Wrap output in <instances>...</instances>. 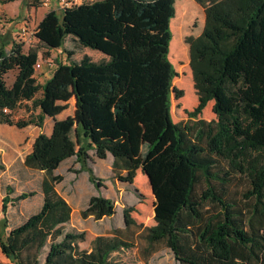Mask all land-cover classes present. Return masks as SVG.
Instances as JSON below:
<instances>
[{"label": "trees", "instance_id": "16d2710c", "mask_svg": "<svg viewBox=\"0 0 264 264\" xmlns=\"http://www.w3.org/2000/svg\"><path fill=\"white\" fill-rule=\"evenodd\" d=\"M16 1L0 0V6ZM163 1H168L169 20L175 15L176 0H104L48 14L39 25V38L31 44L12 39L5 42L0 34V125L42 128L46 117L53 118L52 134H40L24 161L15 165L21 167L18 172L23 179L25 169L27 183L36 175L38 190L19 192L15 185L0 184V249L12 264H117L114 254L133 248L136 232L150 249L165 245L176 264H264L262 121L252 111L250 101L243 98L246 74L231 69V61L244 52L250 35L262 30L264 0H193L203 8L205 23L191 43L190 66L202 78L206 96L188 112V120L179 123L174 122L171 112L176 92L173 82L178 76L169 60L171 33L167 22L155 16L157 10L166 8ZM26 6L38 9L42 2L26 0ZM102 6L110 7V16L118 23L116 31L99 29L96 23L71 27L72 15L91 18ZM192 7V2H186L182 15L189 18ZM7 22L11 30L14 19ZM162 27V35L150 33ZM85 31L118 37L126 34L130 59L106 52L86 38ZM175 46L174 39L171 60H175V49L180 55V47ZM39 63L49 67L53 76L67 66L72 83L92 86L84 94L76 88L79 106H86L93 119L92 126L77 129V152L66 122L44 108L50 92L67 96L69 83L58 88L41 84L36 69ZM124 64L130 65V77L119 72ZM76 69L83 73L75 76ZM11 73H15L14 80L8 83ZM211 101L215 121L201 117ZM24 102H32L33 109L39 110L28 121L17 119ZM109 107L120 128L103 123L109 117L105 114L104 118L103 111ZM139 120L154 130L147 138L145 155L138 161L131 153L133 145H127L133 140L122 142L127 141L123 127L129 130ZM92 151L98 160L112 155L111 178L121 182L125 190L141 196L135 185L137 171L141 169L149 177L156 224H138L132 216L135 207L125 206V230L98 236L89 251L80 246L86 241L85 233L66 230L74 208L58 192L64 180L58 172L74 159L78 166L74 172L87 173L101 189ZM8 169L0 156V178ZM238 176L247 178L251 186L246 195L251 201L245 207L228 198L230 184ZM37 194L42 199L37 211L12 225L10 209ZM116 211L112 199L98 194L91 196L81 216L101 221Z\"/></svg>", "mask_w": 264, "mask_h": 264}, {"label": "rangeland", "instance_id": "374dc122", "mask_svg": "<svg viewBox=\"0 0 264 264\" xmlns=\"http://www.w3.org/2000/svg\"><path fill=\"white\" fill-rule=\"evenodd\" d=\"M16 2H18L20 6H17V4L7 5V9L0 6L2 24H9L7 21H9V19H14L12 25L14 31H12V29L10 30L11 26L0 30V34L3 35V40L5 42H9L11 39L15 42L19 40L24 41V37L19 34V30L24 24H26L31 30H36V37L40 33L37 25H39L40 21L43 19V10L40 8L36 10L35 8L26 6V0H19ZM6 12L8 13V16L6 15ZM204 20V10L200 7V10L196 12L195 18L191 23L193 25V33L185 27L184 22H179L177 26L179 33L177 39L182 52L178 55L175 50V60H171L169 55V60L178 74L173 82L176 92L173 93L171 99V112L175 123L187 121L188 112L194 111L199 105L200 98L206 96L202 78L195 74L190 66V47H188L187 50L184 45L189 41V35H193L190 40V43H192L193 40L202 33ZM24 48L27 50L29 47L26 45ZM171 50L172 49L170 48V52ZM231 69L236 72L243 71L247 76L248 83L243 89L242 95L244 99L250 101L252 111L262 121L260 137L261 140H264V22L262 30L259 33L253 32L250 35L248 45L244 52L231 61ZM14 75L15 73H11L8 76V83H11L14 80ZM45 82H47V80L43 79V83ZM78 86L79 85H76V88L79 90ZM179 93H181V96L177 97ZM51 98L52 103L48 108L51 110L56 109V111L54 113L51 112V114L60 116L62 121L66 122L65 128L68 130L69 139L74 141V149L75 152H77L79 150L77 129L84 125L92 126L93 119L89 117V115L87 117L83 112L84 108H81L79 104L78 110L74 108L71 109L70 105H67L63 110V106H58L55 94H53ZM213 105V101L207 104L201 115L203 119L207 121L216 120V116L213 113ZM38 113L39 110L33 109L32 102H24L21 108L17 111V119L28 121L32 117H36ZM19 130L20 129L17 128L0 129V148L4 147V145H9V147L13 149L11 150L12 153H10L11 156L25 157L31 151L32 141H34V138L38 137L40 134H37L38 130L34 129V127L24 130V132ZM153 130L154 128L145 125L142 120L135 121L129 130L123 127V131L127 132V135H124L125 140L127 141L122 142V144L124 145L126 142H132L133 140L132 143H127V145H133L131 153L134 155L133 157L135 160L139 161L145 155L148 147L147 138L152 134ZM91 156L93 163L95 164L96 176L102 181L103 187H101V189L95 187L90 181L87 173L76 174L74 172L78 169V166L74 164V159L62 166L58 172L64 177V180L59 185L58 189L75 210L72 221L66 225V230L70 232L85 233L86 241L81 243L80 246L89 251L92 248L93 241L98 236H111L114 229L125 230L126 225L123 215L125 206L135 207V212L132 213V216L136 219L138 224H142L144 227H152L156 224L155 197L149 181L143 174L142 170L139 169L137 171L135 179L136 188L141 194V196H139L133 191L130 192L125 190V187L121 182H114L112 180L111 170L109 169V166H111V156L102 161L95 158V153L93 151L91 152ZM20 168L19 165L10 167V169H8V171L0 178V184L1 182H4L5 185H15L19 192L38 190L36 175L32 177L33 179L30 178V183H27L26 177L28 174H26L24 169L23 179L22 174L18 172ZM15 170L18 173H16ZM14 178H17V181H14ZM250 189L251 186L249 180L243 176H238L230 184L228 198L232 202H236L245 207V205L249 204L251 201L246 197ZM98 194L110 198L115 202L117 207L116 214L111 218L101 221H96L93 218L84 219L81 216V211L87 207L91 196ZM2 198L3 195L0 188V219L2 218ZM41 202V196L37 194L30 200L21 202L18 208H11L9 212L11 224L14 226L18 225L27 216L36 212L41 205ZM136 234L137 232L135 233V236L137 237L135 239V246L131 249L114 254L113 261H115V263L176 264L171 252L165 247V245L159 244L150 249V247L140 239L139 235ZM0 264H12V262L3 255L1 249Z\"/></svg>", "mask_w": 264, "mask_h": 264}, {"label": "crops", "instance_id": "0c3cea01", "mask_svg": "<svg viewBox=\"0 0 264 264\" xmlns=\"http://www.w3.org/2000/svg\"><path fill=\"white\" fill-rule=\"evenodd\" d=\"M185 1L186 2L189 1V2H192L194 4V7L190 8L191 15L188 16L189 18H186L184 15H182L184 13V11H181L182 6H184L185 3H186ZM163 2H164L163 4L166 5V8L163 7V9H164L163 12L157 10L155 16L157 18L167 22V26H168L169 31L171 33V42H170V45H169V55H170V48L172 49V43H173L174 39H175V43L177 44V46H175V47H180V45L178 43L179 41L177 39V37L179 36L178 27H177L178 23L179 22H184L185 23V27L188 28L193 33V25L191 23L193 22V19L195 18L196 12L198 10H200V7L193 0H179V1L176 0V2L174 4L175 15H174V17H172V18H170L168 20L167 19L168 18V14H169L168 1H163ZM12 4H15V5L17 4V6H20L18 4V2H13V3H10V4L1 5V6L3 8H5V9H7L8 8L7 5H12ZM40 9L43 10V12H44L43 19L40 21V23L45 19V17L48 14H56V12H58V10L55 9V8L48 9V8H45V7L41 6ZM0 12H1V10H0ZM110 14H111L110 7L109 6H102L98 13H94V14L91 15V18H89L88 16H86L84 14L72 15L70 17V25H71V27H76V26H82V25H88V24H91V23H96V24H98V26H99L98 28L99 29L110 28L112 31H116L117 27H118V23H117V21L115 19H113L110 16ZM6 15L8 16V13ZM40 23H39V25H40ZM204 23H205V20H204ZM39 25H37L38 26L37 28H39ZM7 27H10V25L7 24V23L2 24L0 22V30H2V28L6 29ZM203 27H204V25H203ZM12 31H14V30L12 29ZM163 32H164V27H162V28H160L158 30L157 29H153V30H151L150 33L151 34L156 33V34L162 35ZM179 32H180V30H179ZM83 34H84V36L86 38L97 42L100 45V47L102 49H104L106 52H108L110 54L120 53L121 57L123 59H125V60L130 59V56H129V53H128V44L130 42V38H128L126 36V34L122 35L120 37H118V36L98 35V34L94 33L93 31H85ZM192 36L193 35H189V37H188L189 41H187L184 44L186 46L187 50H188V47H190V44H191L190 40H191ZM38 38L39 37L37 36L36 39H38ZM180 52H182L181 47H180ZM189 52H190V49H189ZM119 72L124 74V75H126L127 77H130V75H131L130 65L129 64L121 65L120 68H119ZM82 73H83V70H81V69H76L74 71L75 76H79ZM38 74H39V81L41 82V84H43V85L47 84L50 88H58L59 85H61L62 83H69V92H68L67 96H59V95H56V93H54V92H50L49 100H48L47 104L44 107L46 112L51 114V112L54 113L56 111V109L51 110V109L48 108V106L51 105V103H52L51 96L53 94H55V96L57 97L56 102H57L58 106H63V110H64V108L67 105H70L71 109L72 108L77 109V110L79 109L77 93H76V85L71 82V80H72L71 73H70V69L67 66L63 67L61 69V71L59 72V74H57L56 76H53L50 73L49 67L44 65L38 71ZM43 79H46L47 82L43 83ZM78 87H79L80 93L84 94L92 86L91 85H87V84L86 85L85 84H80ZM83 112L87 115V117L89 115V117L92 118L91 112L86 106L84 107ZM105 114H107L109 116L108 117L109 120L107 119L106 122H103L104 124H106L108 126L114 125V126L120 128V126H118V124L113 120L112 108L111 107H109L108 111H103L104 118H107V117H105ZM56 119L59 120V121H62V118L60 116H57V115H56ZM32 127H34V129L38 130L37 134L45 133L47 135H51L52 131H53V118L46 117L42 128L36 127V126H29L27 128L20 129L19 131H23L24 132V130L31 129ZM3 128H5V129H14L16 127H11V126H8V125H0V129H3ZM36 138L37 137H35L34 141H32L33 143H32V146H31V150L33 148V144H34ZM11 150H13V149L10 148L9 145H4V147L0 148V156L2 157V160L7 165V167H9V169H10V167H12L14 165H17L18 163L23 162L24 158L26 157V156L25 157H18V156L15 157V155L11 156L10 155V153H12ZM110 156L112 158L110 165L112 166L113 157H112L111 154H109L108 158ZM111 166H109L110 170L112 169ZM93 169L95 171V164L94 163H93ZM58 192L60 193L59 189H58ZM98 193H100V192H98ZM74 212H75V210H74ZM73 216H74V213H73ZM72 219H73V217H72Z\"/></svg>", "mask_w": 264, "mask_h": 264}, {"label": "built area", "instance_id": "2783aa9c", "mask_svg": "<svg viewBox=\"0 0 264 264\" xmlns=\"http://www.w3.org/2000/svg\"><path fill=\"white\" fill-rule=\"evenodd\" d=\"M104 0H41L42 6L48 9L55 8L58 11H66L68 9L81 7L83 5L95 4ZM19 34L24 37V42L31 44L36 41V30H31L26 24L21 26ZM42 63L36 66L37 70L42 68Z\"/></svg>", "mask_w": 264, "mask_h": 264}, {"label": "water", "instance_id": "95a60500", "mask_svg": "<svg viewBox=\"0 0 264 264\" xmlns=\"http://www.w3.org/2000/svg\"><path fill=\"white\" fill-rule=\"evenodd\" d=\"M146 177H147V179H148V181H149V184H150V180H149V177L147 176V175H145ZM154 195V194H153ZM154 197H155V195H154Z\"/></svg>", "mask_w": 264, "mask_h": 264}]
</instances>
